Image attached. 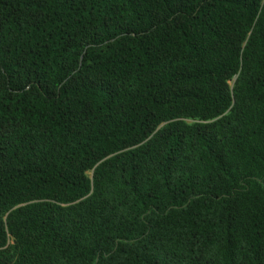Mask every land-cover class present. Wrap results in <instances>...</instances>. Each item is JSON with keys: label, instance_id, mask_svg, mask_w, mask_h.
<instances>
[{"label": "trees", "instance_id": "obj_1", "mask_svg": "<svg viewBox=\"0 0 264 264\" xmlns=\"http://www.w3.org/2000/svg\"><path fill=\"white\" fill-rule=\"evenodd\" d=\"M0 264H264V0H0Z\"/></svg>", "mask_w": 264, "mask_h": 264}]
</instances>
